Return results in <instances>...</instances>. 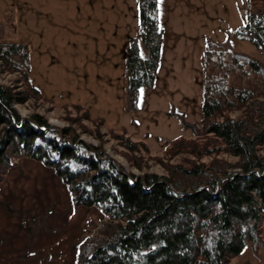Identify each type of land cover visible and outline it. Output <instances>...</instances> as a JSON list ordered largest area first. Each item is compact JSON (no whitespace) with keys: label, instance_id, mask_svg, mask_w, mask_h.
<instances>
[{"label":"trees","instance_id":"1","mask_svg":"<svg viewBox=\"0 0 264 264\" xmlns=\"http://www.w3.org/2000/svg\"><path fill=\"white\" fill-rule=\"evenodd\" d=\"M138 1L141 32L130 37L126 51L133 101L155 83L164 39L159 0ZM235 35L264 54V11L249 13ZM220 48L207 53L205 71L213 60L217 72H205L203 123L236 162L230 169L194 165L163 176L127 173L69 126L60 130L39 113L22 117L14 102L26 103L29 93L40 98L42 90L31 82L28 46L0 42V60L21 72L28 88L0 83V184L18 158L28 156L55 169L75 207L101 208L111 224L81 241L77 264H229L245 246H264V87L242 84L243 74H253L264 85V61ZM230 74L238 83H230ZM233 108H242V115H227Z\"/></svg>","mask_w":264,"mask_h":264},{"label":"rangeland","instance_id":"2","mask_svg":"<svg viewBox=\"0 0 264 264\" xmlns=\"http://www.w3.org/2000/svg\"><path fill=\"white\" fill-rule=\"evenodd\" d=\"M111 3V11L119 10L117 21L73 22L54 19L56 15L41 20L38 4L32 9L25 0H0V42L28 46L31 82L43 94L38 98L29 93L26 103L13 106L24 118L39 113L60 130L69 126L86 143L102 146L127 173L177 176L180 167L232 168L235 156L204 130L207 53L223 45L264 61L252 41L235 35L249 13L264 11V0H159L164 29L160 66L155 83L142 87L137 101L127 88L126 29L131 37L140 36L139 1ZM27 9L33 12L26 14ZM216 65L210 61L206 74L217 72ZM228 77L238 83L234 74ZM242 80L263 90L259 76L243 74ZM0 83L28 90L21 72L2 60ZM242 110L233 108L227 115L240 117ZM186 121L192 127L185 128ZM88 207L99 212L90 237L111 221L100 207Z\"/></svg>","mask_w":264,"mask_h":264},{"label":"crops","instance_id":"3","mask_svg":"<svg viewBox=\"0 0 264 264\" xmlns=\"http://www.w3.org/2000/svg\"><path fill=\"white\" fill-rule=\"evenodd\" d=\"M33 1L25 4H38L41 20L43 15H56L54 19L73 22H106L119 16L117 8L111 11V0ZM97 214L94 207L74 206L66 183L53 167L31 157L20 158L0 184V264H77L79 244L95 229ZM230 264H264V246L257 250L245 246Z\"/></svg>","mask_w":264,"mask_h":264}]
</instances>
